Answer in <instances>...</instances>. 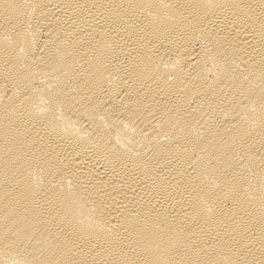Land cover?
<instances>
[{
  "label": "bare ground",
  "instance_id": "1",
  "mask_svg": "<svg viewBox=\"0 0 264 264\" xmlns=\"http://www.w3.org/2000/svg\"><path fill=\"white\" fill-rule=\"evenodd\" d=\"M0 264H264V0H0Z\"/></svg>",
  "mask_w": 264,
  "mask_h": 264
}]
</instances>
